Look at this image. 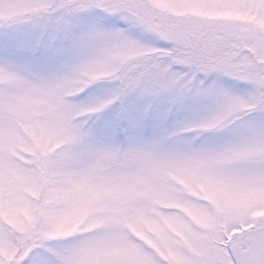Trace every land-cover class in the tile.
Listing matches in <instances>:
<instances>
[{"label":"snow or ice","instance_id":"snow-or-ice-1","mask_svg":"<svg viewBox=\"0 0 264 264\" xmlns=\"http://www.w3.org/2000/svg\"><path fill=\"white\" fill-rule=\"evenodd\" d=\"M0 264H264V0H0Z\"/></svg>","mask_w":264,"mask_h":264}]
</instances>
